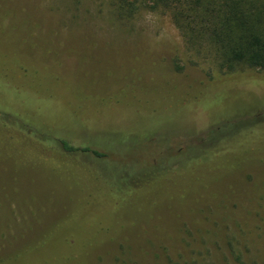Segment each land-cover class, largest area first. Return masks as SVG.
<instances>
[{"label": "rangeland", "instance_id": "obj_1", "mask_svg": "<svg viewBox=\"0 0 264 264\" xmlns=\"http://www.w3.org/2000/svg\"><path fill=\"white\" fill-rule=\"evenodd\" d=\"M214 58L163 9L0 0V88L57 90L86 122L22 98L0 97V112L91 149L64 160L0 127V264H264V71L224 73ZM203 79L222 85L202 101ZM214 135L235 162L204 145ZM93 151L110 155L103 167ZM152 160L170 173L135 195L123 171Z\"/></svg>", "mask_w": 264, "mask_h": 264}, {"label": "trees", "instance_id": "obj_2", "mask_svg": "<svg viewBox=\"0 0 264 264\" xmlns=\"http://www.w3.org/2000/svg\"><path fill=\"white\" fill-rule=\"evenodd\" d=\"M116 2L119 10L128 11L129 14H132L133 10L138 12L143 7L151 10H166L182 32L185 40L199 50L207 51L214 56L220 70L224 73H235L246 69L264 71V0H116ZM10 76L12 79L20 77L18 73ZM24 78L23 72L22 79L24 80ZM58 79L57 84H60L61 78L58 77ZM201 82L202 85L211 83L214 87L213 91L203 89L199 95L197 94L196 97L202 101L217 93L222 85L221 80L213 82L203 79ZM54 91L57 90L46 95L40 89L27 87V84L23 86L13 84L8 87L2 86L0 97L8 100L22 98L29 103L44 104L48 109H53L55 114L60 116L65 123L69 120L77 123L86 122L85 117L79 116L76 112L77 109L66 106L63 102L64 97L57 96ZM194 98L183 102L185 104L190 101L188 103L190 105L195 102ZM3 125L6 127L20 126V129L26 134L41 135L42 142L53 144L64 160L90 156L91 149L89 148H75L67 140L55 139L50 137V134L35 131L31 127L23 125L18 121V118L0 112V127ZM208 144H212L213 150L217 151L218 154H223L226 160L236 161L233 153L224 147L225 143L219 137L217 139L215 135L212 136L204 145ZM194 148L197 151L196 157L198 156L199 159L207 156L206 152L201 150L202 148ZM91 155H93L98 166L102 167L110 156L107 152L99 154L95 151ZM152 161L150 170L143 171L134 178L123 171L126 175L125 179L129 182L137 181V178L140 180L141 183L128 187L135 195L151 186H159L163 178L168 177L172 166L169 165L166 168L163 164H158V161ZM123 172L120 173L119 177L123 178ZM135 181L134 183H136ZM110 186L114 188L113 185ZM116 197H118L117 194ZM112 202L117 201L113 200Z\"/></svg>", "mask_w": 264, "mask_h": 264}]
</instances>
